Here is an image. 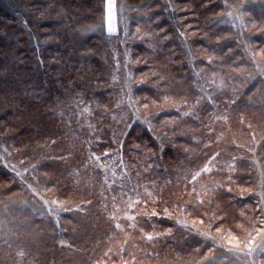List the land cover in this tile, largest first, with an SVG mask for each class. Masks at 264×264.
<instances>
[{
	"label": "trees",
	"instance_id": "1",
	"mask_svg": "<svg viewBox=\"0 0 264 264\" xmlns=\"http://www.w3.org/2000/svg\"><path fill=\"white\" fill-rule=\"evenodd\" d=\"M105 15L106 0H0V264H233V248L210 237L255 235L257 181L242 166L224 189L197 176L217 147L252 144L246 124L262 112L233 30L264 53V0H124L117 27L131 42L118 56L136 64L133 96L156 131L135 123L120 143L107 78L118 41ZM192 66L219 77L223 96L202 93L201 106ZM190 149L201 153L188 159ZM20 159L36 162L29 175L53 203L29 199L7 169ZM180 215L206 231H183Z\"/></svg>",
	"mask_w": 264,
	"mask_h": 264
},
{
	"label": "rangeland",
	"instance_id": "2",
	"mask_svg": "<svg viewBox=\"0 0 264 264\" xmlns=\"http://www.w3.org/2000/svg\"><path fill=\"white\" fill-rule=\"evenodd\" d=\"M111 3L112 7L109 9L108 5ZM119 5H121V11L119 10ZM124 0H106V15H105V27L106 31L115 36L113 41H118L114 43V50L111 53V59L115 60V64L113 65L112 70L110 68L107 71V78L109 85L113 92V101L111 103L109 115L110 118L116 122V128L118 131V142L120 143L123 138V134L128 132L130 127L137 123L149 130L152 134L156 131L155 128L149 126V122L147 119L148 111L140 104L141 95H134L133 90L136 88L141 81L136 78L138 74L133 75V65L128 62L127 57L122 60L123 56H118L120 52V46L123 47L124 50L127 49L126 44L131 41L122 42V36L125 34V30L122 28L119 29L117 27L118 17L120 13L123 12ZM235 11V8H234ZM228 15V13H227ZM234 14V18H235ZM229 16V15H228ZM236 35V41L238 42V47L242 48L246 51L243 55L245 57V62L249 66L250 75L252 77H247L244 81L245 85L249 82L253 84L255 89V94H258L260 110L262 115L257 117L256 120L248 122L246 125L251 132L252 144L243 145L244 153L235 152L228 148L220 149L216 148L215 152L212 153L209 159L205 160L202 164L201 175H198V179L201 177V182L212 184L213 188H228L227 183H237L238 180L233 177L236 173V170L242 166L245 169H251V176L257 181L256 189L253 187L252 192L256 193V195L260 198V209L262 210V216L264 219V191L261 187H264V161L262 160L264 157V147L261 148L260 144L264 139V53H260L254 47H252L248 42V38L250 37V33L243 31L242 27L237 24V29L233 30ZM182 37V34H181ZM241 45V46H240ZM197 60V56L192 53V57L188 60L189 63L195 62ZM192 79V86L197 91L196 100L197 102H201V106L204 105L203 101L200 100V95H205L212 100V97H221L223 96V84L219 77H205L201 70L192 66L188 72L186 73ZM212 76V75H211ZM219 79V81H215L213 79ZM203 93V94H202ZM195 104V103H194ZM205 106V105H204ZM199 107V106H198ZM122 121V122H119ZM231 130V129H230ZM201 134L196 133L195 139L196 141L206 142L208 141V136L202 134L201 130H199ZM223 134H219L218 138L223 139L224 137L229 138L227 133L222 132ZM158 141V140H157ZM163 142V139L161 140ZM233 142L232 145L236 146V142ZM230 142V143H231ZM160 151L162 150V144L158 141ZM204 146V145H203ZM202 146V147H203ZM189 158H193L194 155L201 153L193 150H189ZM263 153V154H262ZM152 154V153H150ZM223 154L224 156H221ZM36 162L34 163L32 160L27 159V163L24 164V160L20 159L15 165H11L7 167L10 172H13V175L19 177L21 183L28 190L29 199L35 201V203H39L40 200L42 203H53L54 199L52 195L47 191L43 184H41L40 179L32 172L29 175L30 168H32ZM115 164L112 166L114 167ZM152 168V164L149 166ZM206 169V170H205ZM225 169L224 172H222ZM200 171L198 174H200ZM239 173H243L238 171ZM121 180H125L127 175H119ZM126 192V191H125ZM53 209H58V211H65V206L61 204H56L52 207ZM126 211H129L126 209ZM178 221L181 224V228L183 231L187 233H192L187 229L191 227V229L197 233H200L198 229H203L204 225H199L198 223H194L192 221L187 222L183 215L178 216ZM119 228V225H115ZM131 228L135 229V225H132ZM204 232L206 228L203 229ZM209 233V232H208ZM214 233L211 234L210 240L212 241V237L214 240L221 242V246H225V248L221 247L222 252L230 253L231 250H228V247L233 248V264H264L260 261V254L264 250V220L261 223V227L258 229L253 237H244L241 242L245 240L243 243L240 242L239 239H236L228 234ZM133 236V232H132ZM138 239H145L147 237L145 234H138L136 236ZM124 239V238H123ZM228 246V247H227ZM227 248V249H226ZM245 250V252L242 251ZM259 252L258 256L255 258L253 256L255 253ZM249 255V259L246 260L243 256ZM227 261V260H226ZM120 264H125V262H121Z\"/></svg>",
	"mask_w": 264,
	"mask_h": 264
},
{
	"label": "snow or ice",
	"instance_id": "3",
	"mask_svg": "<svg viewBox=\"0 0 264 264\" xmlns=\"http://www.w3.org/2000/svg\"><path fill=\"white\" fill-rule=\"evenodd\" d=\"M108 7H109V9H111V7H112L111 3H109ZM185 115H187V113H185ZM105 155H107V153H105ZM205 170H206V169H205ZM153 214L155 215V213H153ZM132 219H134V217H132ZM147 238H148V239H152L151 236H149V237H147Z\"/></svg>",
	"mask_w": 264,
	"mask_h": 264
}]
</instances>
